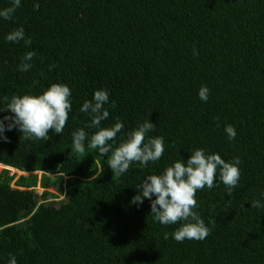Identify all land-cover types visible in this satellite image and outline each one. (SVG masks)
<instances>
[{"label": "trees", "instance_id": "1", "mask_svg": "<svg viewBox=\"0 0 264 264\" xmlns=\"http://www.w3.org/2000/svg\"><path fill=\"white\" fill-rule=\"evenodd\" d=\"M21 26L30 47L4 39ZM29 50L33 67L22 72ZM53 82L72 92L63 133L29 140L14 129L0 141L1 164L41 171L39 179L20 175L15 188L14 175L0 171V264L10 253L18 264H264V208L249 205L264 203V0H21L11 20L0 19V107ZM201 85L210 89L207 102ZM100 88L110 94L105 125L155 123L150 135L165 142L160 161L134 162L117 176L110 153L87 141L85 153L70 151L72 131L89 122L79 108ZM195 148L226 161L239 156L240 182L231 194L218 178L196 192L195 211L211 228L206 239H165L178 225L154 222L147 199L129 201L142 177Z\"/></svg>", "mask_w": 264, "mask_h": 264}, {"label": "clouds", "instance_id": "2", "mask_svg": "<svg viewBox=\"0 0 264 264\" xmlns=\"http://www.w3.org/2000/svg\"><path fill=\"white\" fill-rule=\"evenodd\" d=\"M20 6L21 0H10L8 7L0 8V19L11 20ZM4 39L11 43L23 42L26 47H30L32 43L22 26L7 32ZM35 56V51H26L18 66L19 70L22 72L30 70ZM209 92L210 89L206 85H201L198 89L199 99L207 102ZM109 95L107 89H96L91 99H86L82 103L79 111L88 116L89 122L85 127L72 131L70 151L85 153L87 141L88 148L99 155L107 156L110 153L106 163L117 176L128 172L134 162L147 167L150 162L160 161L165 152L164 137L150 135L155 129V123L148 117L128 131H124L125 125L119 118L111 125L103 123L110 115L105 108L109 103ZM71 96L70 87L57 82L48 84L36 94L12 95L4 102L5 106L0 107V112H5L0 116V141L8 142L9 138L5 133L14 129L18 130L24 139L29 140H48L49 130L58 135L62 134L68 115L72 111ZM86 128L93 131H86ZM224 131L229 140H235L237 133L233 125H225ZM121 133L123 134L120 135ZM240 164L239 156L226 161L215 152L209 153L203 148H195L187 159H182L179 155L161 171L151 172L142 177L135 186V195L129 202L139 207L147 199L154 222L165 226L178 225L171 234L164 233L165 239L171 235L177 242L186 239L203 241L211 233V228L195 211L198 206L196 192L205 187L213 188L218 178L231 194L240 182ZM102 168L103 165L100 172L93 174L88 181H95L100 176ZM261 197H264V192L261 193ZM249 205L250 208H264V203L259 199L250 202ZM247 250L248 248L245 252ZM7 264H18L16 256L10 253Z\"/></svg>", "mask_w": 264, "mask_h": 264}, {"label": "rangeland", "instance_id": "3", "mask_svg": "<svg viewBox=\"0 0 264 264\" xmlns=\"http://www.w3.org/2000/svg\"><path fill=\"white\" fill-rule=\"evenodd\" d=\"M2 170H7V173H8V175H14V178H12V180H11V187H13V188H15L16 186L14 185V180H16L20 175H24V176H28V175H37V178L39 179V177L41 176V173L40 172H36V173H27V172H22V171H18V170H16V169H14V170H12V169H5V167H3V165L2 166H0V171H2ZM50 177L51 178H54L55 177V175L54 174H51L50 175ZM38 184H39V182L37 183V186H35L34 187V189L37 191V192H41L42 191V188L41 187H39L38 186ZM46 190H48V191H50V192H52V193H55L56 192V188L54 187V186H51V187H49V188H47Z\"/></svg>", "mask_w": 264, "mask_h": 264}, {"label": "bare ground", "instance_id": "4", "mask_svg": "<svg viewBox=\"0 0 264 264\" xmlns=\"http://www.w3.org/2000/svg\"><path fill=\"white\" fill-rule=\"evenodd\" d=\"M6 168V167H5ZM12 170H14L13 168H12Z\"/></svg>", "mask_w": 264, "mask_h": 264}]
</instances>
